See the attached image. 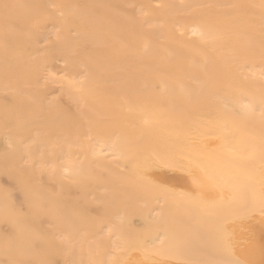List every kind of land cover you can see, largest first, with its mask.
Listing matches in <instances>:
<instances>
[{
  "label": "bare ground",
  "instance_id": "obj_1",
  "mask_svg": "<svg viewBox=\"0 0 264 264\" xmlns=\"http://www.w3.org/2000/svg\"><path fill=\"white\" fill-rule=\"evenodd\" d=\"M0 264H264V0H0Z\"/></svg>",
  "mask_w": 264,
  "mask_h": 264
},
{
  "label": "rangeland",
  "instance_id": "obj_2",
  "mask_svg": "<svg viewBox=\"0 0 264 264\" xmlns=\"http://www.w3.org/2000/svg\"><path fill=\"white\" fill-rule=\"evenodd\" d=\"M3 181H5V180H3ZM176 184V183H175Z\"/></svg>",
  "mask_w": 264,
  "mask_h": 264
}]
</instances>
